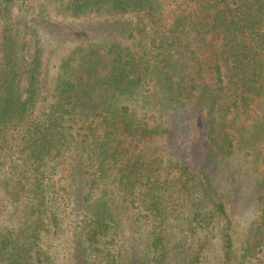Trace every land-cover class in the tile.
Wrapping results in <instances>:
<instances>
[{"label":"trees","instance_id":"trees-1","mask_svg":"<svg viewBox=\"0 0 264 264\" xmlns=\"http://www.w3.org/2000/svg\"><path fill=\"white\" fill-rule=\"evenodd\" d=\"M52 1L74 18L137 21L105 26L113 41L74 51L44 91L16 32L29 26L30 0H0V264H49L60 249L70 251L68 264H130L117 207L148 233L144 264H165L182 249L192 264L207 262L214 240L217 264H261L264 150L258 216L242 239L200 166L231 153L228 122L264 100V0ZM191 127L207 145L201 165L135 153Z\"/></svg>","mask_w":264,"mask_h":264},{"label":"rangeland","instance_id":"rangeland-1","mask_svg":"<svg viewBox=\"0 0 264 264\" xmlns=\"http://www.w3.org/2000/svg\"><path fill=\"white\" fill-rule=\"evenodd\" d=\"M30 7L29 26H20L16 32L19 43L25 44L21 58H24L25 65L27 62H33L32 65L37 63L44 91L45 88L49 91L54 88L62 63L74 51L87 49L103 39L113 41L109 39L112 34L106 32L105 26L115 25L116 20L137 21L133 14H100L74 18L59 13L52 0H30ZM118 39L116 42L123 46L129 44L126 38ZM23 85H26L25 80ZM136 110V116L141 118L143 111L139 107ZM250 113L249 118L240 114L228 122L226 131L235 136L231 153L227 156L215 153L205 164L203 162L207 157V145L203 143L201 134L192 130V127L186 132L171 130L156 135L142 142V146L135 150V153H140L149 162L159 163V159H162L175 165L188 162L203 164L200 169L204 170L205 179L211 182L212 194L226 204L236 235L240 239L253 228L258 216L256 184L261 172L258 154L264 150V100L254 102ZM80 154L78 159L83 160L84 154ZM114 211L120 217L117 237L121 254L125 260H131L130 264H144L142 259L146 256V246L141 239L146 240L148 233L135 230L132 225V210L123 211L117 207ZM237 246L240 248V243ZM208 249L209 260H203L201 264H217L220 259L218 240H214ZM67 251L70 252L68 249ZM188 252L179 250L165 264H192L191 253ZM68 253L65 249L53 250L51 254L54 257L49 264H68ZM259 259L264 264V247Z\"/></svg>","mask_w":264,"mask_h":264}]
</instances>
